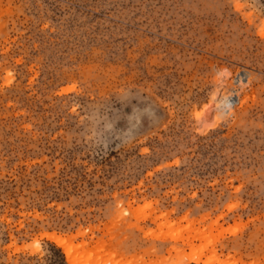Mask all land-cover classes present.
I'll list each match as a JSON object with an SVG mask.
<instances>
[{"label":"rangeland","instance_id":"374dc122","mask_svg":"<svg viewBox=\"0 0 264 264\" xmlns=\"http://www.w3.org/2000/svg\"><path fill=\"white\" fill-rule=\"evenodd\" d=\"M122 86L158 119L88 148ZM53 238L74 264H264V0H0V264H72Z\"/></svg>","mask_w":264,"mask_h":264},{"label":"clouds","instance_id":"9594fccd","mask_svg":"<svg viewBox=\"0 0 264 264\" xmlns=\"http://www.w3.org/2000/svg\"><path fill=\"white\" fill-rule=\"evenodd\" d=\"M112 97L122 108L131 106V113H124L122 108L117 109ZM134 100L137 101L136 104L132 103ZM141 104L143 107L140 106ZM122 119L126 121V127L117 128V124ZM157 119V109L146 98L144 92L138 87L122 86L106 102L88 107L80 125L79 139L92 150L107 152L115 141L119 142L117 145L133 142L145 120L152 123Z\"/></svg>","mask_w":264,"mask_h":264},{"label":"bare ground","instance_id":"6f19581e","mask_svg":"<svg viewBox=\"0 0 264 264\" xmlns=\"http://www.w3.org/2000/svg\"><path fill=\"white\" fill-rule=\"evenodd\" d=\"M237 83H238V85H239L238 87H241L242 84H243V80H242V78H239V80H238ZM223 95H224V94H223ZM53 239L55 240V242H56L59 246H62V247L65 248L66 255L68 256L70 262H72V251H71L70 248L65 247V241L62 240V239H59V238H53ZM188 262L199 263V258L189 257V258H188ZM72 264H74V263L72 262Z\"/></svg>","mask_w":264,"mask_h":264},{"label":"built area","instance_id":"2783aa9c","mask_svg":"<svg viewBox=\"0 0 264 264\" xmlns=\"http://www.w3.org/2000/svg\"><path fill=\"white\" fill-rule=\"evenodd\" d=\"M238 80V79H237ZM237 80H236V82H237ZM232 98V101L234 100V96L233 97H231ZM234 105H236V104H238V103H233Z\"/></svg>","mask_w":264,"mask_h":264}]
</instances>
